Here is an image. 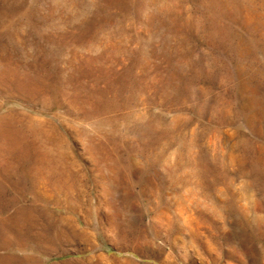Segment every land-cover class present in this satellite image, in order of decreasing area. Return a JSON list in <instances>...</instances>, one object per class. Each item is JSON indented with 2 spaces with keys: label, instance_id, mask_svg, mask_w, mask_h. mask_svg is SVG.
<instances>
[{
  "label": "rangeland",
  "instance_id": "374dc122",
  "mask_svg": "<svg viewBox=\"0 0 264 264\" xmlns=\"http://www.w3.org/2000/svg\"><path fill=\"white\" fill-rule=\"evenodd\" d=\"M0 264H264V0H0Z\"/></svg>",
  "mask_w": 264,
  "mask_h": 264
}]
</instances>
